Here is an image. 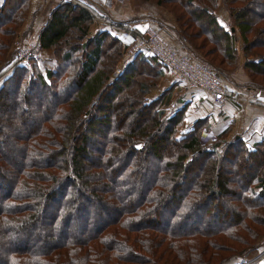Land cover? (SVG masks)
<instances>
[{"label": "trees", "instance_id": "16d2710c", "mask_svg": "<svg viewBox=\"0 0 264 264\" xmlns=\"http://www.w3.org/2000/svg\"><path fill=\"white\" fill-rule=\"evenodd\" d=\"M152 1L173 15L181 44L212 64L219 81L241 52L249 84L264 90V0ZM27 3L0 2V76L11 70L0 103L11 97L16 111L6 127L0 115V264H243L264 238V139L247 146L223 130L204 145L207 118L181 130L187 104L178 100L169 114L168 91L150 95L163 78L160 63L141 51L122 63L129 46L107 29L88 36L93 15L80 4L61 1L39 34L52 69L11 61L1 68ZM220 4L228 28L216 16ZM32 118L35 127L6 142L21 155L14 163L1 133ZM104 123L88 163L89 135ZM146 160L153 169L144 175ZM225 197L233 221L196 227L202 208ZM104 210L113 216L103 218Z\"/></svg>", "mask_w": 264, "mask_h": 264}, {"label": "crops", "instance_id": "0c3cea01", "mask_svg": "<svg viewBox=\"0 0 264 264\" xmlns=\"http://www.w3.org/2000/svg\"><path fill=\"white\" fill-rule=\"evenodd\" d=\"M32 1L25 17L27 21L20 28V34L18 32V39H26L28 42L39 39L41 30L47 25L52 12L61 1L72 0ZM76 1L92 12L93 21L88 29V36L107 29L111 34L120 38L125 46H129L122 63L129 61L134 56L135 52L130 49L134 43L135 34L142 31L147 25L155 27L161 37L174 48H186L181 44L182 40L173 15L152 0ZM216 16L220 24L228 28L229 18L222 4L219 5ZM19 42L17 41L15 44ZM39 53V61L43 56L45 59L46 57L50 58L51 61L52 54L49 50H40ZM238 58L237 66L228 74L229 79L221 78L220 87L223 90L224 98L220 103L214 102L208 93L196 88H188L186 84L179 82L186 88L185 96L179 99L187 104L181 130H186L199 118H207L209 119L210 132L213 134L217 135L223 130H228L232 136L239 134L247 146L264 139V90L249 84L250 79L243 69L244 60L241 52ZM52 65L53 63L45 66L49 70L52 69ZM173 83L178 82L167 72H164L159 88L154 89L150 95L157 96L165 89H173ZM173 91L176 92L175 89ZM258 250L260 249L249 254L248 259L255 260L256 255L259 254ZM262 251L264 253V250ZM255 264H264V254L257 259Z\"/></svg>", "mask_w": 264, "mask_h": 264}, {"label": "rangeland", "instance_id": "374dc122", "mask_svg": "<svg viewBox=\"0 0 264 264\" xmlns=\"http://www.w3.org/2000/svg\"><path fill=\"white\" fill-rule=\"evenodd\" d=\"M32 0H28V3H27V7L25 8V11H24V20H23V22H22V24H21V26L19 27V29L17 30V32L15 33L16 35H15V37L13 38L14 40L11 42V45H10V48H8V50H7V52H6V54H8L7 55V57H6V60H5V62H4V64L2 65V67L1 68H7L8 66V61H11V62H13L12 64H14V63H16L15 62V60H16V54H15V47H19V45H23V44H27L28 43V41L25 39V40H19L18 39V36H19V34H20V32H19V30H20V28L23 26V24H25L26 23V21H27V19H25V17H26V15H27V13L29 12V8L31 7V4H32ZM34 3H36L35 1H34ZM11 12V11H10ZM9 11L8 12H6L5 14H9L10 13ZM255 12V11H254ZM254 12H250V17H253L254 16ZM14 13H11V16L13 15ZM18 32H19V34H18ZM199 40L200 41H202L200 38H199ZM17 41H20L19 43H17V44H15ZM211 48V47H210ZM49 52H50V54H52V59H51V61H50V58H47L46 57V59H45V56H43V58H41V60L39 61V59L38 60H28V61H26V62H24V63H21V65H23V66H27V67H34L35 66V64L37 65V67H41V70L43 71V73L44 72H46L45 71V69H47L46 68V66L45 65H51L52 63H53V65L55 64V62H54V57H53V52H51L50 50H49ZM189 53H191L192 54V56H193V58H195L194 57V54L192 53V52H189ZM213 61H215V62H217L218 63V61H216L217 59H216V57H213V56H209ZM53 61V62H52ZM205 63V62H204ZM206 63H208L210 66H212L213 68H215L212 64H210L208 61H206ZM53 65H52V68H53ZM11 70L10 69H6V71L4 72V77H6V74L8 75V73L10 72ZM232 71V70H231ZM164 72H166V70L164 69ZM230 72V71H229ZM2 75L0 76V86L2 85V81H3V77ZM113 77V76H112ZM162 81V79L158 82V84L156 85V87L155 88H159V84H160V82ZM260 81H263L264 82V77L263 78H260ZM169 84V83H168ZM172 86L174 87L173 89H175V93H174V91H173V89H169V90H167L168 92L166 93L167 94V96H169V99H168V102H166L165 104H168V107H167V111H166V113H172V112H174L175 110H177V108H179L180 107V104L181 103H179L178 105H176V103L178 102V100H180L182 97H184L185 96V90H186V88L183 86V85H180V83H179V81H178V83H173L172 84ZM154 88V89H155ZM153 90V89H152ZM152 92V91H151ZM170 94V95H169ZM180 98V99H179ZM49 100V99H48ZM183 100V99H182ZM181 101V100H180ZM171 102H173V104H175L176 106H175V108H171V107H169V104L171 103ZM48 105V102H47V104H46V106ZM126 105H127V102L126 103H124V104H122V106H124L125 107V109L123 110V112H125L126 111ZM31 110H33V113L36 115L37 113H40V111L41 110H38V108H36V109H32L31 108ZM112 112V111H111ZM134 112L135 111H133V112H131V113H129V116H130V118H131V116H132V118L131 119H134L135 118V114H134ZM14 113H16V111L12 108V103H11V97H8L7 96V98H4L2 101H1V103H0V115H2V119H4V121H2V124H1V126H4V127H6L5 125H6V123L8 122V120L13 116V114ZM113 114H115L114 112H113ZM34 115V116H35ZM11 116V117H10ZM35 121H36V119H34V118H32V120H29L28 122H26V125L25 126H23L22 128H19V129H17V130H11L10 128L9 129H7V130H5L4 132H2L1 133V140H3V142L7 145V147H6V149H7V158L8 159H10L11 161H13L14 163H18L21 159V155L17 152L16 154L17 155H12V154H10V151H12L13 150V148H12V146L9 144V143H6V142H8L9 140H12V137L15 135V134H19V135H22L23 133H25L27 130H28V128H32V127H35ZM4 122H6V123H4ZM105 128H107V126L105 125V123L104 124H98V125H95V132H94V134L92 135V136H90L89 135V140H88V152H89V160H87L88 161V163H89V161L92 159L93 160V158L95 159V151H94V147H96V146H98V144H99V142H100V140H101V138H100V135H102V133H103V131L105 130ZM211 134H213V132L211 133L210 131H208V133L207 132H203L202 131V135H201V139H202V143L204 144V145H207V144H209V142H211V140H213V139H215V137H213L212 138V136L210 137L209 135H211ZM208 137H210V139H208ZM228 137L229 138H231V137H233L232 135H228ZM2 151H3V148H2ZM162 152H165V150L164 151H162ZM15 153V152H14ZM146 162H148L147 160H146ZM145 162V164H148V167H146L145 169H143L142 171H143V174L145 175V173H147L146 171L147 170H152L153 169V166L151 165V164H149V162L148 163H146ZM239 162L240 161H237V164H239ZM254 161H252V163H249V165L252 167V166H254ZM243 169H242V167H239V173L240 174H242V171ZM246 170H250V169H247L246 168ZM194 171H192L191 172V174H190V176H192V173H193ZM189 176V175H188ZM190 176H189V178H190ZM237 175H236V177L234 176L233 177V179H237ZM0 193H2V189H1V191H0ZM132 198H135V197H132ZM230 202H231V200H230V198H228V197H225V198H217L216 199V201H214V202H212L210 205H208V206H204L203 208L202 207H200V208H202V211L204 212V211H206V210H208V214L205 216V215H203V212L202 213H200V220H199V222L197 223V225H196V227L197 226H199V227H202V226H204V225H206V226H213V227H215V228H217V227H220V226H223V225H225L226 223H230L231 221H233L232 219V217H231V215H230V212H231V204H230ZM50 208H47V215H45V216H43V219H46V216H48L49 214H50ZM197 211H199V208L197 209ZM101 215L103 216V218H111L112 216H113V212L112 211H108V210H104V211H102L101 212ZM162 218H159V220H160V227H165L166 225L164 224L165 223V218H166V215L164 214V215H162L161 216ZM189 225H191V222L190 223H188V224H186V225H184L183 227H184V229H186V228H190L191 226H189ZM186 226V227H185ZM79 234V233H78ZM35 235H38V234H35ZM37 238H38V236H37ZM22 240H24L23 238H20V242L22 241ZM256 246H260L259 248H257V249H260V250H258L259 252L260 251H262V250H264V238L263 239H261L258 243H257V245ZM35 247H37V246H33L32 248H35ZM39 247V246H38ZM257 249H255V250H257ZM255 250H251V251H247L244 255H249V254H253V252H255ZM257 251V252H258ZM243 255V256H244ZM2 257H0V259H1Z\"/></svg>", "mask_w": 264, "mask_h": 264}, {"label": "built area", "instance_id": "2783aa9c", "mask_svg": "<svg viewBox=\"0 0 264 264\" xmlns=\"http://www.w3.org/2000/svg\"><path fill=\"white\" fill-rule=\"evenodd\" d=\"M70 3L73 6L78 4L76 1ZM135 35L132 45L133 52L141 51L151 56L176 81L183 82L188 88H196L208 93L214 102L220 103L223 100L224 93L220 87L219 77L208 63L195 61L192 54L185 48H174L150 25H147L146 28ZM40 50H42L40 39L15 47L16 63L38 60ZM118 73L119 70H116L112 76ZM169 106L171 108L175 107L173 102ZM209 136L211 137V135ZM263 254L259 253L255 260H248L247 256H244L242 259L244 260L243 264H255Z\"/></svg>", "mask_w": 264, "mask_h": 264}, {"label": "water", "instance_id": "95a60500", "mask_svg": "<svg viewBox=\"0 0 264 264\" xmlns=\"http://www.w3.org/2000/svg\"><path fill=\"white\" fill-rule=\"evenodd\" d=\"M232 31V30H231Z\"/></svg>", "mask_w": 264, "mask_h": 264}]
</instances>
